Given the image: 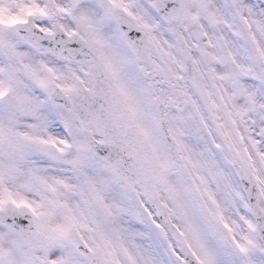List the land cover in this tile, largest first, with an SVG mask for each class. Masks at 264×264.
I'll return each instance as SVG.
<instances>
[{
	"label": "snow or ice",
	"instance_id": "1",
	"mask_svg": "<svg viewBox=\"0 0 264 264\" xmlns=\"http://www.w3.org/2000/svg\"><path fill=\"white\" fill-rule=\"evenodd\" d=\"M0 264H264V0H0Z\"/></svg>",
	"mask_w": 264,
	"mask_h": 264
}]
</instances>
